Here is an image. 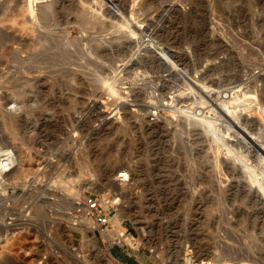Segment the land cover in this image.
<instances>
[{"label": "rangeland", "instance_id": "obj_1", "mask_svg": "<svg viewBox=\"0 0 264 264\" xmlns=\"http://www.w3.org/2000/svg\"><path fill=\"white\" fill-rule=\"evenodd\" d=\"M28 1L75 55L25 70L0 23V261L264 264V0Z\"/></svg>", "mask_w": 264, "mask_h": 264}, {"label": "bare ground", "instance_id": "obj_2", "mask_svg": "<svg viewBox=\"0 0 264 264\" xmlns=\"http://www.w3.org/2000/svg\"><path fill=\"white\" fill-rule=\"evenodd\" d=\"M34 0H29L27 2V4L29 5V9L33 10V2ZM36 1V0H35ZM52 2V0L50 1ZM54 2V0H53ZM57 2V1H56ZM40 3V2H39ZM38 5V3H37ZM47 5V4H46ZM51 5V8H52V3L50 4ZM49 6V5H47ZM44 7V6H43ZM55 6L52 8L54 9ZM3 9V8H2ZM26 9V8H25ZM24 8H22L19 12H13V8L11 10V8L8 10H6L5 12H1V14H3L1 17H0V23L1 25H3L6 29L8 28L10 30V35H7L6 37L4 36V34L2 36H4V40H11V43H12V46H14L13 44H16V47H14L12 50H11V56H12V59L13 61L19 65V66H23L25 68V70H28L30 69V67L32 68V66L36 67L38 66L39 68L38 69H41L42 66H46L47 67V62L48 64H53L51 63L54 59H56L57 57H63L65 56V60H71L72 59V56L73 54L75 53L73 51V53L66 47L70 44V41L64 37H57V38H54L53 36L54 35H50L49 33H46V32H43L40 30V27H39V22L36 20V19H28L27 15H26V10ZM44 9V8H42ZM50 9V7L48 8ZM50 9V11L52 10ZM44 11V10H43ZM46 11V10H45ZM49 11V12H50ZM55 11V9H54ZM53 11V12H54ZM48 12V11H47ZM47 12H45L46 14H48ZM44 14L45 16L42 17L41 16V19L44 18V19H47V20H44L43 24L44 26H47L46 28H49V26L51 25V22L48 20L47 16ZM50 15H53L50 13ZM49 15V16H50ZM48 16V17H49ZM52 18V17H50ZM54 18V16H53ZM40 19V17H39ZM64 19V18H63ZM43 20V19H42ZM87 21V22H86ZM84 21L85 23H88L89 20H86ZM41 22V23H42ZM56 23V22H55ZM61 23V22H59ZM84 23V24H85ZM83 24V25H84ZM90 24V22L88 23ZM42 25V24H41ZM2 26V27H3ZM43 26V25H42ZM43 26V27H44ZM87 26V25H86ZM53 27V26H52ZM52 29V28H50ZM91 30V29H90ZM4 33V32H3ZM52 33V32H51ZM0 34H2V32L0 31ZM9 34V33H8ZM66 37V36H65ZM0 39H1V36H0ZM3 39V38H2ZM77 39V38H76ZM3 40V41H4ZM69 42V44H68ZM74 42V41H73ZM7 43V42H6ZM72 43V42H71ZM81 44V43H80ZM11 46V47H12ZM70 46V45H69ZM68 46V47H69ZM101 47V46H100ZM70 48V47H69ZM92 48V47H91ZM120 48V47H119ZM76 49V48H74ZM73 49V50H74ZM77 50V49H76ZM101 51V50H100ZM22 52H26V56L23 57V53ZM109 50L108 49H103V51H101L100 53H102L101 56H104L103 54L105 53H108ZM75 55V54H74ZM84 55V54H83ZM100 55V54H99ZM107 55V54H106ZM105 55V56H106ZM100 56V57H101ZM74 57V56H73ZM59 58V59H60ZM11 59V58H10ZM58 59V58H57ZM56 59V60H57ZM73 60V59H72ZM80 60V59H79ZM64 62V60H62ZM81 61V60H80ZM92 61V60H91ZM72 62V61H71ZM55 63V62H54ZM43 64V65H42ZM57 64V63H56ZM61 64V63H60ZM66 64V63H65ZM73 64V63H72ZM87 64V62H86ZM18 66V67H19ZM44 66V68H45ZM48 66H51V65H48ZM55 66V65H54ZM59 66V65H58ZM13 67V66H12ZM79 67V66H78ZM37 68V67H36ZM35 68V69H36ZM61 68V66H60ZM34 69V68H33ZM71 69V68H70ZM77 69V68H76ZM43 70V69H42ZM29 71V70H28ZM40 72V71H39ZM79 72V71H78ZM48 73V71H47ZM51 74V72H50ZM62 75V74H61ZM11 76V75H10ZM8 77V76H7ZM14 78V77H13ZM16 78V77H15ZM57 78V77H56ZM24 80V79H23ZM63 80V79H62ZM68 80V79H67ZM30 81V80H29ZM22 82V80H21ZM30 83V82H29ZM40 83V82H39ZM19 86V85H18ZM27 92V91H26ZM47 93V92H46ZM40 94V93H39ZM25 96V95H24ZM21 97V96H20ZM35 97V95H34ZM27 100V99H26ZM22 101V100H21ZM31 103V102H30ZM40 104V102H39ZM42 104V103H41ZM32 106V105H31ZM26 110V109H25ZM20 116V115H19ZM17 117V116H16ZM13 119V118H12ZM11 119V120H12ZM12 123V121L10 122ZM15 124V121L13 122ZM12 123V124H13ZM17 125V124H16ZM39 125V124H38ZM15 128V127H14ZM22 128V127H21ZM18 131V130H16ZM35 132V131H34ZM25 133V132H24ZM27 133V132H26ZM19 135V134H18ZM13 136V135H12ZM21 138V137H20ZM24 147V146H23ZM24 154V153H23ZM27 157V156H26ZM4 160H7L6 162ZM25 161V160H24ZM15 162V154L14 152L12 151V149L10 148H1L0 147V184L5 182V179H7L5 176L7 175H10L12 173V175L15 174V176H19L20 174H22L21 172L24 171V167L23 165L22 166H19L18 169H14V163ZM23 162V161H22ZM24 164V162H23ZM13 170V172L11 171ZM126 173L129 177V173L128 171H125V170H119V176L121 174H124ZM14 176V177H15ZM9 177V176H7ZM4 184V183H3ZM13 185V184H11ZM106 197V196H105ZM103 204H104V207L106 208L105 206V199H103ZM36 205V204H35ZM38 206V205H37ZM36 206V209H39V207ZM109 208V207H108ZM108 208H106V213L108 211ZM38 211V210H37ZM109 214V216L111 217V219H115V220H118V213L117 214H114L112 215L111 213H107V215ZM108 216V217H109ZM1 227V225H0ZM119 228H117V234H118V237L120 239L123 238L124 236V230L119 226ZM4 228V227H3ZM2 228V229H3ZM1 229V230H2ZM6 229V228H5ZM109 228H105L104 230L105 231V234L108 235V233H111L112 231H109L108 230ZM0 230V231H1ZM35 254V253H34ZM39 253H36V256H38ZM10 257V256H9ZM13 261V260H12ZM11 261V259H7L4 260V262L2 263L0 261V263L2 264H12L13 262Z\"/></svg>", "mask_w": 264, "mask_h": 264}, {"label": "built area", "instance_id": "obj_3", "mask_svg": "<svg viewBox=\"0 0 264 264\" xmlns=\"http://www.w3.org/2000/svg\"><path fill=\"white\" fill-rule=\"evenodd\" d=\"M120 177L122 179H127L128 175L124 173L121 174ZM101 200L102 199H100L97 195L90 194L87 197V204L90 211H95V217L98 224L105 229L110 225V218L108 217Z\"/></svg>", "mask_w": 264, "mask_h": 264}, {"label": "water", "instance_id": "obj_4", "mask_svg": "<svg viewBox=\"0 0 264 264\" xmlns=\"http://www.w3.org/2000/svg\"><path fill=\"white\" fill-rule=\"evenodd\" d=\"M187 264H192V263L188 260Z\"/></svg>", "mask_w": 264, "mask_h": 264}]
</instances>
